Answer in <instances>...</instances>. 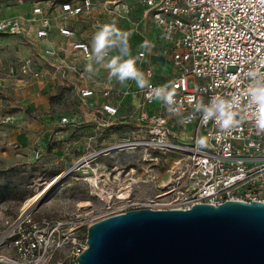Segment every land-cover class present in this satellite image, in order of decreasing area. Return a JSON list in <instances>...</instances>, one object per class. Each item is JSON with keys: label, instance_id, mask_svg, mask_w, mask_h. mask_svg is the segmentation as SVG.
Here are the masks:
<instances>
[{"label": "built area", "instance_id": "1", "mask_svg": "<svg viewBox=\"0 0 264 264\" xmlns=\"http://www.w3.org/2000/svg\"><path fill=\"white\" fill-rule=\"evenodd\" d=\"M42 2L32 3L30 12L24 15L0 20V34L48 43L56 32L72 39L77 31L71 20L78 18L88 22L94 31L116 21L126 23L129 27L124 31L131 34H143L141 28L146 23L160 32L161 42L147 39L155 46L143 48L138 58L159 49L174 71L157 82L152 68L145 67L152 87L141 90L136 119L149 136L150 148L184 156L187 192L171 207L150 209H189L195 204L216 206L226 201L264 203V133H256L252 121L255 106L247 95L249 87L256 83L252 77L259 73L264 78V0H138L136 17L129 0ZM61 52H78L83 59H92L91 48L83 41L43 50L52 60L59 59ZM33 66L31 60L14 66L0 59V86L18 75L39 77V70ZM72 69L83 76L80 70ZM189 79L196 82L192 88L187 85ZM164 84L176 93L172 107L180 108L179 115H170L163 100L153 98L152 90ZM78 95L82 100H109L115 94L108 88L84 86ZM232 95L240 98L233 109L238 127L229 132H221L213 121L202 123L201 113H194L197 100L207 104L213 96L231 99ZM192 97L195 100L190 103ZM98 112L111 118L118 114V107L100 103ZM193 113L195 117L190 122H178ZM61 123L67 124L68 118L62 117ZM202 139L204 144L198 143ZM38 156L37 151L35 157ZM107 216L86 224L74 216L36 218L31 209L14 217L3 216L0 264H36L37 260L39 264H78L76 258L86 248V241L84 246L80 244V230Z\"/></svg>", "mask_w": 264, "mask_h": 264}, {"label": "rangeland", "instance_id": "2", "mask_svg": "<svg viewBox=\"0 0 264 264\" xmlns=\"http://www.w3.org/2000/svg\"><path fill=\"white\" fill-rule=\"evenodd\" d=\"M36 1L45 0H0V20L14 17L15 8H21L20 15L30 12ZM130 1L136 17L138 0ZM87 31L95 32L90 26ZM44 49L40 41L0 34L3 63L15 66L31 60L40 72L39 77L6 79L0 86V218L27 210L25 204L36 196L28 208L36 218L74 216L84 224L130 209L178 203L187 192L185 158L149 147V136L136 119L141 89L133 87L129 95L115 90L119 112L104 116L98 112V99L78 95L84 86L98 89L109 80L103 63L93 62L89 73L85 69L90 60L80 53L52 60ZM195 83L189 79L187 85ZM62 117L68 118L67 124L61 123ZM91 169L111 197H101L86 180L94 176ZM120 194L126 198L118 199ZM86 233V228L79 232L81 246Z\"/></svg>", "mask_w": 264, "mask_h": 264}, {"label": "water", "instance_id": "3", "mask_svg": "<svg viewBox=\"0 0 264 264\" xmlns=\"http://www.w3.org/2000/svg\"><path fill=\"white\" fill-rule=\"evenodd\" d=\"M78 264H264V203L136 208L87 228Z\"/></svg>", "mask_w": 264, "mask_h": 264}, {"label": "clouds", "instance_id": "4", "mask_svg": "<svg viewBox=\"0 0 264 264\" xmlns=\"http://www.w3.org/2000/svg\"><path fill=\"white\" fill-rule=\"evenodd\" d=\"M130 36L131 32L121 30L117 26L116 21L101 25L92 36L90 52L92 59L86 65L85 70L92 73L94 71L93 62L96 65L103 63L104 69L108 71L109 81L115 78L116 81L124 84L132 80L135 81L137 88L141 90L146 87L151 88L152 86L145 73L136 66V58L132 56L129 44ZM154 46L147 40L140 45L141 48L148 50ZM114 48H119V51L105 62V58ZM85 51H88V49L85 48ZM140 55L143 56L144 53L141 52ZM252 79L256 83L249 87L247 95L250 98V102L255 106L252 113V121L256 133L259 135L264 133V78L257 73ZM152 92L155 100H163L164 106L170 115L180 114L181 110L179 107H172L173 104H176L174 99L176 93L174 90H170L168 84L160 85L153 89ZM239 99L237 95H232L231 99L213 96L207 104L200 99L193 105L194 113H201L200 119L202 123L206 124L208 121H213L221 132H229L238 127L233 109L238 104ZM193 100H195V97L190 98L189 102L191 103ZM194 113L187 117L182 116L178 122L182 125L190 122L195 117ZM198 143L204 144V140L202 139ZM36 264H39V260L36 261Z\"/></svg>", "mask_w": 264, "mask_h": 264}, {"label": "crops", "instance_id": "5", "mask_svg": "<svg viewBox=\"0 0 264 264\" xmlns=\"http://www.w3.org/2000/svg\"><path fill=\"white\" fill-rule=\"evenodd\" d=\"M21 11H22L21 8H15V10H14L15 15L14 16H19ZM133 16H134V13H133ZM71 21H72V24L76 23L74 25V27L77 31V34L75 35L74 38L66 39L64 37L59 36L56 32H53L50 35V40L48 41V43L42 42V41H40V42L43 45H45V47L53 46V47H57V48H64L71 41H83V42H86L89 45V47L91 48V40H92L93 34L90 31H87V28H89L88 22L84 21L82 18L74 19ZM117 25L123 31L127 30L129 27L124 22H118ZM141 30H142L143 34H131V36L129 38V44L131 46L132 56L136 58V66L142 72H144L145 67H151L152 70L154 71V74H155V80L157 82L158 81H164L168 77L167 75L171 74L174 70L170 66V64L160 56L159 49L151 51L149 54H147L145 56V58H142V59L138 58V53L140 51H142V49H143L140 47V45L145 41V39L146 40L151 39V40H154V41L159 42V43L161 42L160 35H159L160 32L151 23H146L144 26H142ZM118 51H119V48H114L113 50H111L109 52V55L106 57L105 60H108L113 55H116ZM64 53L67 54V52H63V53L61 52L60 55H62ZM133 87H136V83H135V81H132V80H129V81L125 82L124 84L119 83L118 81L115 80V78H113L111 81L105 80L102 88L111 89L115 95L112 96L109 100H104L100 97H94V98L98 99V103H97L98 106L100 105V103L109 102V103H112L113 105L117 106L118 112H119V103L117 101V94L115 93V90L116 91H123V92L125 91V93L127 95H129V93L132 92ZM102 115H104V114H102Z\"/></svg>", "mask_w": 264, "mask_h": 264}, {"label": "bare ground", "instance_id": "6", "mask_svg": "<svg viewBox=\"0 0 264 264\" xmlns=\"http://www.w3.org/2000/svg\"><path fill=\"white\" fill-rule=\"evenodd\" d=\"M84 167H89L88 165H84ZM91 172H93L94 176L93 177H88L86 180L95 188V190L98 191L99 195L103 198L105 197H111V193L106 191L103 187H100L98 184V176L96 173L95 169H91ZM38 198V196L34 197L33 199H31L30 201L27 202V204H25V209L30 208V206L32 205V203H34L36 201V199ZM126 197L123 194H120L118 196V199H125ZM119 214V213H116ZM116 214H111L109 216L112 215H116ZM107 216V217H109Z\"/></svg>", "mask_w": 264, "mask_h": 264}]
</instances>
